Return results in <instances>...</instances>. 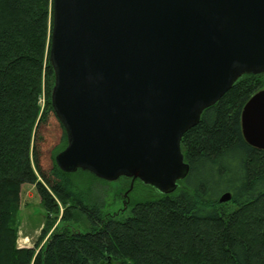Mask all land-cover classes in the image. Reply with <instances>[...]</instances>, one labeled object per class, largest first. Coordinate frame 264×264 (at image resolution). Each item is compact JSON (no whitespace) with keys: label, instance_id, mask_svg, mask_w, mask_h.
Wrapping results in <instances>:
<instances>
[{"label":"trees","instance_id":"1","mask_svg":"<svg viewBox=\"0 0 264 264\" xmlns=\"http://www.w3.org/2000/svg\"><path fill=\"white\" fill-rule=\"evenodd\" d=\"M53 15L54 0H0V264H264V150L241 124L264 72L244 73L183 134L190 170L177 189L143 198L118 220L85 204L74 172L55 160L68 137L52 103ZM51 114L63 131L47 171L41 129ZM25 184L47 212L33 247L18 246ZM226 192L231 199L220 202ZM78 214L88 230L69 225Z\"/></svg>","mask_w":264,"mask_h":264},{"label":"water","instance_id":"2","mask_svg":"<svg viewBox=\"0 0 264 264\" xmlns=\"http://www.w3.org/2000/svg\"><path fill=\"white\" fill-rule=\"evenodd\" d=\"M53 19L52 103L68 137L55 160L66 172L174 192L190 170L183 134L244 73L264 72V0H54ZM241 124L264 150V88Z\"/></svg>","mask_w":264,"mask_h":264},{"label":"rangeland","instance_id":"3","mask_svg":"<svg viewBox=\"0 0 264 264\" xmlns=\"http://www.w3.org/2000/svg\"><path fill=\"white\" fill-rule=\"evenodd\" d=\"M60 124L51 114L41 129V134L42 132L45 134L41 146V157L47 171L53 166L54 149L61 140L63 127ZM88 172L90 171L79 169L73 174L78 192L82 196L84 195V203L97 207L102 214L118 220H124L132 215L131 210L134 203L159 193V190L151 184L139 179L133 181L130 177L122 176L117 180H105ZM63 210L64 207L60 203V213H63ZM46 213L36 187L25 184L18 212L19 247H33L35 245L46 223ZM78 217L80 222H71L69 225L74 229L88 230L89 224L86 223L84 215L78 214ZM62 225L64 224L59 218L51 230L53 231L56 226Z\"/></svg>","mask_w":264,"mask_h":264}]
</instances>
